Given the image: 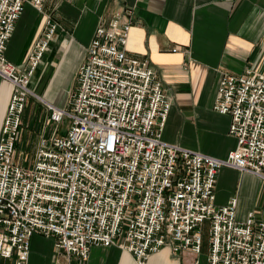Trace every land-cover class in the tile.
Returning a JSON list of instances; mask_svg holds the SVG:
<instances>
[{
	"label": "built area",
	"instance_id": "obj_1",
	"mask_svg": "<svg viewBox=\"0 0 264 264\" xmlns=\"http://www.w3.org/2000/svg\"><path fill=\"white\" fill-rule=\"evenodd\" d=\"M44 2L0 0V78L13 85L0 133V264H28L34 236L53 238L80 264L113 246L137 264L163 248L199 264L205 226L208 264H264V217L249 212L240 222L237 198L215 203L222 169L264 181V72L220 80L214 111L230 116L237 147L215 159L163 140L172 103L149 60L127 56L130 10L97 27L67 108L31 91L56 25L48 22L25 68L6 59L7 44L25 7L41 11ZM30 97L57 127L22 167L13 156Z\"/></svg>",
	"mask_w": 264,
	"mask_h": 264
},
{
	"label": "crops",
	"instance_id": "obj_2",
	"mask_svg": "<svg viewBox=\"0 0 264 264\" xmlns=\"http://www.w3.org/2000/svg\"><path fill=\"white\" fill-rule=\"evenodd\" d=\"M128 10L132 30L127 56L149 60L172 103L163 140L228 159L237 143L229 134L230 116L214 111L219 83L224 75L264 72V0H45L41 11L25 7L7 44L6 59L25 68L36 44L46 40L48 22L56 25L30 89L65 109L97 27H106ZM12 89L0 78V133ZM33 119L24 123L22 119L17 146L29 145L34 153L39 137L54 133L46 121L37 124ZM215 188L217 205L237 198L245 221L257 208L264 217V182L254 175L225 168L219 171ZM54 244L53 238L32 237L28 264H80ZM208 248L198 257L199 264H208ZM195 259L191 253L173 255L163 248L145 264H195ZM81 264L137 263L132 254L113 246L91 249Z\"/></svg>",
	"mask_w": 264,
	"mask_h": 264
},
{
	"label": "rangeland",
	"instance_id": "obj_3",
	"mask_svg": "<svg viewBox=\"0 0 264 264\" xmlns=\"http://www.w3.org/2000/svg\"><path fill=\"white\" fill-rule=\"evenodd\" d=\"M31 91H32V89H31ZM40 97L43 99L42 96H40ZM26 104H27V107H26L25 113L22 117L23 123L25 121H28L29 119L32 120L33 118H34L33 120L36 119L35 121H37L36 122L37 124L39 123L40 120L43 122L44 121L47 122L49 120L48 115H47V111H46V107L38 99L36 100L33 97H30L27 100ZM33 116H35L36 118ZM23 123H22V125H23ZM48 126H49L48 130L56 131V127H57L56 124H52L49 122ZM65 126H67V124H63L60 127V130L61 131L64 130ZM16 149L17 150L15 151V154L13 156V162L15 164H18V166H22V167L32 165L31 162H32V156H33V149H31L29 145L28 146L27 145L17 146ZM253 212H255L257 214V216L262 217L263 210H261V209L259 210L257 208L255 210H253ZM237 217H238L239 221H241V222H244L246 219L245 214L240 210L237 213ZM203 242H204L203 248H204V252H205L208 248L207 246H208V242H209V233H208V229L206 226L203 229Z\"/></svg>",
	"mask_w": 264,
	"mask_h": 264
},
{
	"label": "bare ground",
	"instance_id": "obj_4",
	"mask_svg": "<svg viewBox=\"0 0 264 264\" xmlns=\"http://www.w3.org/2000/svg\"><path fill=\"white\" fill-rule=\"evenodd\" d=\"M35 9H37V8H35ZM38 10V9H37ZM12 85V84H11Z\"/></svg>",
	"mask_w": 264,
	"mask_h": 264
}]
</instances>
